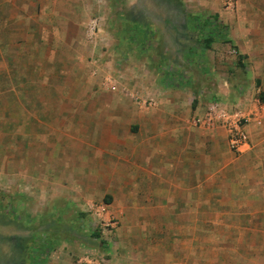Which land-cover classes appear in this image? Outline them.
<instances>
[{
	"label": "rangeland",
	"instance_id": "obj_1",
	"mask_svg": "<svg viewBox=\"0 0 264 264\" xmlns=\"http://www.w3.org/2000/svg\"><path fill=\"white\" fill-rule=\"evenodd\" d=\"M222 1L213 11L227 10L232 17L240 12L243 17L233 28L237 37L232 36L251 45L254 36L245 32L258 14L264 16V0ZM155 3V18L143 21L133 16L140 17L149 4L112 0L104 7L115 12L90 15L74 35H14L3 20L0 264H32L20 248L24 240L72 254L80 264H86L81 261L86 256L102 264L123 257L129 264L130 251L139 253L133 255L139 264L141 251L162 256L165 264H264V247L250 257L251 249L241 242L243 227L220 209L237 190H132L117 162L120 157L103 149L111 118L113 128L122 132L132 124L130 116H116V111L128 102L155 106L154 100L140 97L142 82L158 84L157 75L167 71L187 83L181 90L190 87L194 110L205 111L218 101L246 112L264 106V88L257 80L264 67L247 63L230 45L205 49L215 27L214 38L232 37L230 24L212 20V10L189 0L168 8L164 0ZM93 20L99 21L95 34L89 30ZM164 20H169L165 26ZM162 37L183 44L182 53L191 58L175 60L179 51L167 52L169 56L160 50ZM159 55L166 57L163 67ZM104 172L112 178H99Z\"/></svg>",
	"mask_w": 264,
	"mask_h": 264
},
{
	"label": "crops",
	"instance_id": "obj_2",
	"mask_svg": "<svg viewBox=\"0 0 264 264\" xmlns=\"http://www.w3.org/2000/svg\"><path fill=\"white\" fill-rule=\"evenodd\" d=\"M124 1L149 4L146 6V12L142 11L140 17L133 16L138 20L147 21L148 18H155L151 7L152 4H156V0ZM164 1L168 8L170 4H176L177 0ZM218 1L223 2L189 0L212 11L214 6L220 7ZM107 3H112V0H0V28L6 27L3 22L6 19L7 27L11 28L14 35H74L77 33L76 27L84 25L90 15L100 18L99 15L102 13L112 14L116 11L114 8L107 10L104 7ZM242 17L240 12L232 17L229 11L221 12L219 9L209 16L212 20H224L227 25L230 24L228 28L230 36L236 37L233 28L238 27V20ZM262 19L264 16L258 14L253 28L245 32L254 36L251 45H242L240 40L233 36H226L225 39L218 36L213 39L210 37V44L206 42L205 49L218 50L221 47L226 49L229 47L227 45H230L237 50L240 57H244L245 61L246 59L252 61L254 67H264ZM168 21L164 20L163 25H167ZM170 21L177 23L178 19ZM233 22L236 25H232ZM204 24L210 26L207 22ZM79 31L82 33V30ZM161 32L167 35L166 30ZM171 32L175 34L174 29ZM213 33L215 34V31H212ZM161 39H158L160 50L169 56L171 54L167 52L179 51L175 60H182L184 56L191 58L190 55L182 53L183 44H175L171 38ZM215 44L219 46L215 47ZM165 58L162 55L158 58L160 67L166 63ZM173 72L167 71L164 76L158 73L157 77L160 79L158 84H155V80L152 82L149 79L142 82L145 87L140 92V97L154 100L155 106L145 107L140 103L139 107L128 102L126 109L118 110L117 105L116 116L128 115L132 124L122 132L118 128H113L115 118H111L112 125L105 126L109 128L107 130L109 143L103 149L109 154L114 151L115 155L120 157V161L117 162L123 164L124 177L130 180L132 190H237L235 196L224 198L220 209L228 212L227 216L225 215L227 220L231 219L237 226L243 227L245 233L241 237V242L246 243L251 249L249 256L256 257L264 247V123L262 126L252 124L249 148L241 154H233L229 147L228 134L224 129H205L196 124L195 119L202 118L206 110H194L192 90L190 87L188 90H181L180 88L187 83L184 84L180 76ZM257 78L258 83L264 88L262 69ZM158 87L164 89L160 90ZM214 95L212 93V96ZM104 153L102 151V154ZM104 170L111 172L109 168ZM112 176V173L108 176L104 172L99 178L106 179ZM175 196L176 193L173 192V197ZM207 217L205 214L204 219ZM226 233L230 235L229 230ZM129 254L132 255L128 257L129 264H139L133 261V255L139 253L130 251ZM140 254L144 261L142 264L166 263L162 256L152 258L150 253L144 251ZM45 258L46 261L42 264H80L73 260L72 254L60 250L49 252ZM123 261L128 264L127 259L123 257L115 258L109 264H122Z\"/></svg>",
	"mask_w": 264,
	"mask_h": 264
},
{
	"label": "built area",
	"instance_id": "obj_3",
	"mask_svg": "<svg viewBox=\"0 0 264 264\" xmlns=\"http://www.w3.org/2000/svg\"><path fill=\"white\" fill-rule=\"evenodd\" d=\"M98 27L99 21L93 20L89 30L95 34ZM252 123L258 126L263 125L264 106L257 108L254 112H246L238 106L231 107L223 104L222 101L210 103L204 116L196 121L198 126L205 129H224L228 134L231 149L239 154L247 150L251 144L250 126ZM81 261L86 264H102L96 262L91 256H86Z\"/></svg>",
	"mask_w": 264,
	"mask_h": 264
},
{
	"label": "trees",
	"instance_id": "obj_4",
	"mask_svg": "<svg viewBox=\"0 0 264 264\" xmlns=\"http://www.w3.org/2000/svg\"><path fill=\"white\" fill-rule=\"evenodd\" d=\"M215 29H216V27H215ZM214 29V31H216ZM214 38V36H213V34H212V37H211V39H213ZM207 43H208V45L210 44V40L209 41H207ZM263 99H264V97H263ZM27 240H24V241H22V243H21V249L23 250L22 252H24V256L26 257V262H31L32 264H39V263H43L44 261H46V256H47V254L49 253V252H51V249L50 248H47V244L46 243H42L41 244V246H38V248H36L37 246H35V247H33V246H31V244H28V245H26V244H24L25 242H26ZM30 249H32V253H30ZM37 249H39V252H37ZM34 250H36V251H34ZM37 255H40V257L38 256L37 257ZM36 257H37V259H36ZM36 259V260H35Z\"/></svg>",
	"mask_w": 264,
	"mask_h": 264
}]
</instances>
